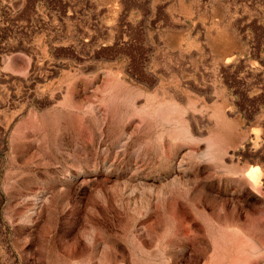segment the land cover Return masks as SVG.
I'll list each match as a JSON object with an SVG mask.
<instances>
[{
	"label": "rangeland",
	"instance_id": "1",
	"mask_svg": "<svg viewBox=\"0 0 264 264\" xmlns=\"http://www.w3.org/2000/svg\"><path fill=\"white\" fill-rule=\"evenodd\" d=\"M0 264H264V0H0Z\"/></svg>",
	"mask_w": 264,
	"mask_h": 264
}]
</instances>
